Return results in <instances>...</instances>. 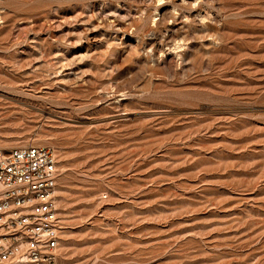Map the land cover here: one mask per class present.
Returning <instances> with one entry per match:
<instances>
[{
  "label": "rangeland",
  "instance_id": "374dc122",
  "mask_svg": "<svg viewBox=\"0 0 264 264\" xmlns=\"http://www.w3.org/2000/svg\"><path fill=\"white\" fill-rule=\"evenodd\" d=\"M30 144L58 264H264V0H0V147Z\"/></svg>",
  "mask_w": 264,
  "mask_h": 264
},
{
  "label": "built area",
  "instance_id": "2783aa9c",
  "mask_svg": "<svg viewBox=\"0 0 264 264\" xmlns=\"http://www.w3.org/2000/svg\"><path fill=\"white\" fill-rule=\"evenodd\" d=\"M52 147H0V264H58L62 219Z\"/></svg>",
  "mask_w": 264,
  "mask_h": 264
},
{
  "label": "bare ground",
  "instance_id": "6f19581e",
  "mask_svg": "<svg viewBox=\"0 0 264 264\" xmlns=\"http://www.w3.org/2000/svg\"><path fill=\"white\" fill-rule=\"evenodd\" d=\"M6 149H8V148H6Z\"/></svg>",
  "mask_w": 264,
  "mask_h": 264
}]
</instances>
